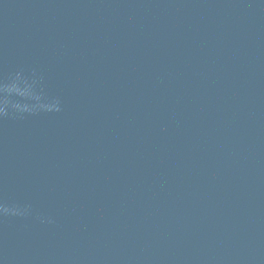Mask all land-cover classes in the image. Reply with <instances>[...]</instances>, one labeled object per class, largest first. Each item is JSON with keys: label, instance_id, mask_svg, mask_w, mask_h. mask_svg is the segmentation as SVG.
Wrapping results in <instances>:
<instances>
[{"label": "water", "instance_id": "water-1", "mask_svg": "<svg viewBox=\"0 0 264 264\" xmlns=\"http://www.w3.org/2000/svg\"><path fill=\"white\" fill-rule=\"evenodd\" d=\"M0 264H264V0H0Z\"/></svg>", "mask_w": 264, "mask_h": 264}]
</instances>
